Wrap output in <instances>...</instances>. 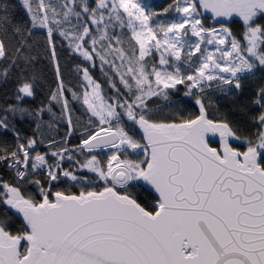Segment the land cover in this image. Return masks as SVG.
<instances>
[{
    "label": "snow or ice",
    "instance_id": "1",
    "mask_svg": "<svg viewBox=\"0 0 264 264\" xmlns=\"http://www.w3.org/2000/svg\"><path fill=\"white\" fill-rule=\"evenodd\" d=\"M0 264H264V0H0Z\"/></svg>",
    "mask_w": 264,
    "mask_h": 264
},
{
    "label": "trees",
    "instance_id": "2",
    "mask_svg": "<svg viewBox=\"0 0 264 264\" xmlns=\"http://www.w3.org/2000/svg\"><path fill=\"white\" fill-rule=\"evenodd\" d=\"M167 0H153V3L160 4V3H166Z\"/></svg>",
    "mask_w": 264,
    "mask_h": 264
}]
</instances>
